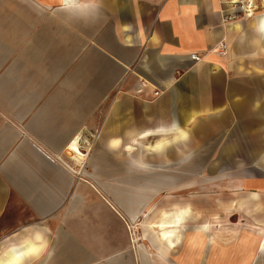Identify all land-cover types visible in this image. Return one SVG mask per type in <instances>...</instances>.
<instances>
[{
	"label": "crops",
	"instance_id": "0c3cea01",
	"mask_svg": "<svg viewBox=\"0 0 264 264\" xmlns=\"http://www.w3.org/2000/svg\"><path fill=\"white\" fill-rule=\"evenodd\" d=\"M51 1L58 10L39 32V100L44 86L62 80L38 109L36 131L55 154L78 141L84 158H71L84 166L90 145L86 141L82 151V133L99 134L100 155L87 163L93 173L86 175L98 180V190L110 199L93 185L75 189L73 201L95 196L98 204L87 202L83 220L73 205L67 206L58 227L57 200L37 202L39 226L4 237L0 264L19 248L20 264H264V198L237 183L241 166L258 167L264 177V73L256 78L258 85L245 75L252 65L264 72L262 59L254 58L264 52V32L257 27L264 10L229 19L236 12L232 0ZM13 3L0 0V67L13 44L27 36L20 26L22 21L27 26V8L6 12ZM240 21L243 31L238 33ZM192 54L199 60H191ZM19 65H10L7 77L13 79L11 68ZM0 89L2 105L22 120L23 93L14 94L1 83ZM113 92L114 100L104 105ZM257 105L261 110L255 113ZM203 116L217 131L229 132L217 154L195 148L194 133L212 131ZM195 119L197 125L189 127ZM162 136L166 140L153 149ZM11 141L9 132L0 136V145ZM35 158L25 147L4 158L0 171L9 187L39 198L41 165ZM59 177L63 186H47V196L59 198L69 190L72 178ZM4 180L0 212L10 191ZM176 198L180 203H172ZM177 209L184 211L182 221L164 225V232L175 236L159 239L154 225L162 213L171 219ZM77 220L83 223V237L75 233ZM140 220L135 248L131 227ZM221 229L229 231L227 236Z\"/></svg>",
	"mask_w": 264,
	"mask_h": 264
},
{
	"label": "rangeland",
	"instance_id": "374dc122",
	"mask_svg": "<svg viewBox=\"0 0 264 264\" xmlns=\"http://www.w3.org/2000/svg\"><path fill=\"white\" fill-rule=\"evenodd\" d=\"M13 2L17 4H12L9 8V5L6 6L5 11L6 12H16V10L21 9L22 12L27 8V26L25 27V22H20V26L22 28V32L24 34V30H27V36L22 37L20 39L21 41L16 45L13 44L12 51L10 53L9 58L4 62L2 67H0V83L2 86L7 87L10 89V91L14 94L19 95L20 93H23V99L20 100V103L24 105V117L22 120H18L17 118H14L9 114V112L6 110L7 106L5 107L0 102V136H2L5 132L11 133L12 141L8 145H0V168L2 165V161L4 158H8L11 156L14 152H20L23 148H29L30 153L35 156L40 165L39 166V185H41V189H39V193L43 194L39 196V198L35 195H31L30 192L29 195H23L18 193V190L14 189L13 187H9L7 180H4V174L0 171V182L3 183V180L5 182L6 190L8 191V194L6 197H4V204L1 207L0 212V241L20 230L24 227L39 226V213L35 210L36 206L35 204L37 202H43L44 204H47L48 202L51 203V200H57L56 205H60V208L55 212L54 216L56 217V220H58V224H54L55 227L62 225V220L65 218L67 206L71 207V205L76 208V215L83 220L82 215L83 211L85 210L87 205L91 202L92 206H95L98 204L97 198L95 196H87V197H76L73 201V195L75 193V189L81 188L82 186L88 187V185H93L98 190L99 185L97 184L98 180L94 182L93 180L89 179V177L86 174L93 173V169L87 165V163L93 162L95 159V156L100 155V150L97 149V142L99 134L97 133H82L83 138L80 140V145L83 147L82 151H85V146H87L86 141L90 145V150L87 152V158L84 163L86 165H81V163L76 162L73 160L69 155L66 153L58 152L55 154V152L51 149H49L46 145H44L39 140V133L36 131V125H38V115H39V108H41L43 105H46L52 94L53 91H55L58 87H60L62 79L56 80L53 84H49L47 86H44V92L43 98L39 100V32L42 28H46L50 25L51 19L54 18L55 11L58 10V5L55 4L51 0H40L43 1L44 4H39V0H28V4H20L18 3V0H12ZM259 1L262 2L263 6L261 9V5H259ZM257 9L254 13L257 15L261 13V11L264 10V0H255ZM258 2V3H257ZM20 4V5H19ZM242 18H245V13L238 12L236 15H240ZM12 23L15 22L14 20L11 21ZM11 22H5L7 25ZM11 23V24H12ZM239 30L238 33L243 31V21H240L239 23ZM15 27V26H14ZM14 40V39H13ZM94 45V44H93ZM27 48V49H25ZM25 49V51H24ZM24 51V52H23ZM22 55V58L20 57ZM24 57L26 58L24 62ZM21 58V59H19ZM254 58H260L263 61L264 64V52L260 53L259 56H255ZM16 62L20 63L19 67L15 70L12 66V72H13V79L7 77V71H9L8 67L12 64H15ZM251 67V66H250ZM243 71V69H241ZM261 70V69H260ZM253 67L252 65V71L251 73L246 71L245 75L252 76L253 82H255V85H258L256 78L263 79V71H260ZM5 74V75H4ZM4 75V77H3ZM16 78V79H15ZM264 81V80H263ZM1 90V89H0ZM115 93H111L109 96V101H106L104 105H108L109 102H112L114 100ZM111 100V101H110ZM78 107L83 105V102L79 104V102L75 103ZM108 107V106H107ZM81 110L84 112L83 106L80 107ZM261 110V109H260ZM259 107L253 108V112L258 113ZM263 111V109H262ZM81 112V113H83ZM109 113V111H108ZM264 114V113H263ZM108 116V115H107ZM259 118V117H258ZM262 118V117H260ZM109 119V118H108ZM200 119H203L205 122V126H207L212 131L210 132H200V133H194L193 139L195 148L197 151H204L207 149H210L211 151H214V153H218L219 148H222V144L227 140L229 132H222L217 131V126L210 123L206 116L201 117ZM126 126V122L124 123ZM197 125V119L192 123V125H189V127L194 128ZM194 126V127H193ZM115 128V127H114ZM111 129V131H114L115 129ZM254 136H258L257 132L253 133ZM85 139V140H84ZM3 146V147H2ZM7 146L9 148H7ZM210 146L211 148H205ZM6 147V149H4ZM205 148V149H204ZM114 159V157H112ZM83 163V164H84ZM243 167V168H242ZM73 171H72V170ZM242 170V175L240 177V181L237 180L238 185H244L249 192L256 193V195H261L264 198V177L261 176V170L258 167L255 166H249L244 167L241 166L239 168V171ZM78 171V172H77ZM55 174H58L57 179L60 178L59 176H63L64 174L68 175L72 179L67 181V187H69L68 191L62 192L57 197L47 196L46 194L51 191H47L51 187V185H55L56 183L59 184V186H63L62 180L55 179ZM50 176H54V180L51 179ZM48 177V178H47ZM34 180V177L32 179L27 180L24 179L23 185H28ZM30 182V183H29ZM101 182V181H100ZM105 182V181H103ZM66 187V182H65ZM49 186V188L47 187ZM28 191V190H26ZM35 191L34 194H36L38 191ZM99 191V190H98ZM101 194V192L99 191ZM105 199H109L107 196H104L101 194ZM249 196V195H248ZM243 199V198H242ZM258 199V198H257ZM80 200V202H77ZM86 200V201H85ZM100 202V201H99ZM258 202V201H257ZM172 203H180L179 199L176 198V200L172 201ZM185 203H189L188 199ZM88 206V205H87ZM191 206V205H190ZM205 209L204 207H202ZM210 207H208L209 209ZM72 209V208H70ZM207 209V210H208ZM94 210V209H93ZM206 210V209H205ZM95 214L93 213V216ZM76 217V216H75ZM52 219L50 218L48 222H51ZM78 221V222H77ZM73 223V225H76L75 233L78 234L77 236L83 237V227L81 223L82 221L77 220ZM142 223L137 222V225H134L131 227V233L133 240L135 242V248L139 245L140 241H138V235L140 232L139 225ZM46 224V222H45ZM81 225V226H80ZM54 228H50V230L53 231ZM57 230V228H55ZM81 237V238H82ZM38 261V260H37ZM35 264V263H33Z\"/></svg>",
	"mask_w": 264,
	"mask_h": 264
},
{
	"label": "bare ground",
	"instance_id": "6f19581e",
	"mask_svg": "<svg viewBox=\"0 0 264 264\" xmlns=\"http://www.w3.org/2000/svg\"><path fill=\"white\" fill-rule=\"evenodd\" d=\"M231 3H239V4H243L242 5V10L245 12V18H251L253 17V15L255 14V10L257 9L256 5H255V0H232ZM257 27L260 28V30L262 32H264V13L262 14H259L258 15V19H257ZM146 138V137H144ZM163 140H166V136H162L159 141H157L155 144H154V148L153 149H158L163 143ZM78 142V141H77ZM77 142H74L72 143L70 146H68L66 149H65V152L72 158H76L78 160H83L84 158V155L80 152L79 148H78V143ZM149 147V146H148ZM172 216H171V219H169V216H166L167 217V221H166V217H164V214L162 213V215L159 217L160 218V222L157 224V225H154L157 229H160V232H159V239L163 240V239H167V238H172L174 235V232H170L169 230L168 231H165L164 232V225L165 224H170V220H171V224H175V223H179L182 221L183 219V215H181L183 212H180L178 209L177 210H173L172 211ZM166 221V222H165ZM229 231L227 229H221V234L223 236H227L226 234L228 233ZM178 235L176 236V239H177ZM163 242V241H162ZM31 244V243H29ZM173 245V243H172ZM24 247V246H23ZM27 247V246H26ZM172 247V246H171ZM31 246L29 245L28 246V249H30ZM168 249V248H167ZM22 250L19 248L18 250H16V252H13L11 254V256L9 257L10 260L8 262H6L5 264H20L21 263V256H22ZM29 257V256H28Z\"/></svg>",
	"mask_w": 264,
	"mask_h": 264
},
{
	"label": "built area",
	"instance_id": "2783aa9c",
	"mask_svg": "<svg viewBox=\"0 0 264 264\" xmlns=\"http://www.w3.org/2000/svg\"><path fill=\"white\" fill-rule=\"evenodd\" d=\"M231 4L235 5V7H236V12H233L232 14L228 15V18H229V19H234V18H235V14H236L237 12L245 13V12L242 10V5H243V4H239V3H231ZM219 47H220V48H219V53H220V54H223V53H224V46H219ZM190 58H191V60H193V61H198V60H199V57H198L196 54H192V55H190ZM154 95L157 96V95H158V92H155Z\"/></svg>",
	"mask_w": 264,
	"mask_h": 264
}]
</instances>
